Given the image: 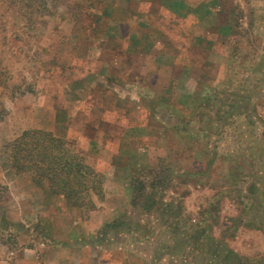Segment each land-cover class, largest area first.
<instances>
[{
  "label": "rangeland",
  "instance_id": "obj_1",
  "mask_svg": "<svg viewBox=\"0 0 264 264\" xmlns=\"http://www.w3.org/2000/svg\"><path fill=\"white\" fill-rule=\"evenodd\" d=\"M163 3L0 0L3 264L22 232L49 248L72 230L113 264L117 244L127 264H264V0H186V18ZM33 131L91 166L94 189L57 185V201L30 207L10 183L43 190L15 167L30 166L18 142ZM116 219L125 232L104 241Z\"/></svg>",
  "mask_w": 264,
  "mask_h": 264
},
{
  "label": "crops",
  "instance_id": "obj_2",
  "mask_svg": "<svg viewBox=\"0 0 264 264\" xmlns=\"http://www.w3.org/2000/svg\"><path fill=\"white\" fill-rule=\"evenodd\" d=\"M185 4H186V0H182V3H177V0H166V3H163L161 6H164L168 11L179 16L180 18H186V17H189L191 15V9L189 7L186 8ZM147 36L149 38L150 34H148ZM151 38H152V36H151ZM151 38H149V39H151ZM138 40L143 41L141 39H138ZM159 41L160 40H158V42ZM200 42L201 43L203 42V44L206 47V44L208 41L206 39H201ZM159 43L162 44V42H159ZM204 45H201V46H204ZM137 48L139 49V46H137ZM147 48H149V45L146 47H142L141 49L142 50L144 49L143 51H145ZM155 49H158V48L152 47L150 54H152V51ZM90 52H93V50H90L89 54H90ZM89 57H90V55H89ZM91 58H93V57H91ZM112 74H113L112 71L108 70L107 72L102 73V76L104 79L107 80L108 78H110V75H112ZM154 82H155V80H154ZM154 90L155 89H152V91H154ZM156 94H159V93H156ZM195 94H197V93H195ZM141 130L144 131L143 128ZM109 166H110V164H109ZM123 168H125V170H128L129 172L132 171L131 169H128V165L124 166ZM132 173H133V171L131 172V174ZM27 177H28V175H25L24 177L19 179V180H25L27 183H25V184L10 183V186L14 190H15V188H23L22 191L24 193H28V197L31 198V200L29 201L30 207L46 209V207L43 206L44 203L46 205L47 202L53 203L54 200L55 201L58 200L57 195L47 197L45 195V192H47V191H45L44 188H42L43 190L38 189L35 186L32 178L30 177L29 179H25ZM127 191L129 193V190H127ZM53 197H54V200H52ZM59 198H62V197H59ZM107 201H108V199H107ZM132 202H134L133 208H137V207L143 208V206L140 205L139 203H137L136 201H132ZM34 203L36 206L34 205ZM41 203H42V206H41ZM108 205H109L108 202H103V206L105 208H107ZM157 205H158L157 202H154L152 200H149L145 203V206L147 208H149V211L154 210V208L157 207ZM117 217H119V214H117V215L114 214L113 217H111L109 219H113V218H117ZM106 220H108V219H106ZM159 220L161 221V219H159ZM117 221L118 222L114 225H113V221H110V222L107 221V223H105L104 226H107L106 229H108V227H110L111 230L103 233V237L105 238L104 241L108 240V238H110V239L114 238L113 237L114 235L115 236L121 235V234H123V232H125V230L123 231L122 227H120L121 225H119V224H122L123 222L121 220H117ZM79 222H80V220L74 221V224H78ZM143 224H141V225H143ZM10 226H12V225H10ZM49 228H50V230L53 229V227H49ZM152 230H154V229H152ZM77 231L78 230H75V231L72 230V232H71L72 238H70V241L67 242V244H66V242L64 243L65 240H63L62 238L60 239L59 237H54L53 239H50L49 248H46L47 247L46 243H44L42 240L41 241L37 240L36 235L29 237V235L26 236L23 232L22 233L19 232L21 236L18 237V243L20 245H23L24 247L21 250H18L16 248H10V247L5 246L7 249L5 254L9 256L8 260L12 261V262H6V264H113L114 263L110 259H106V258L101 257V256L98 257L94 253L95 250L90 248V245L88 244L90 242H93L94 239L93 238L89 239V238H84V237L80 238V236H82V234L79 235V233ZM156 233H158V234H156L154 237L153 236L147 237V238H151L148 240H153V238L156 239L157 237L160 236L159 232H156ZM63 234H64V232L58 233V235L60 237H62ZM80 240H81V244H80ZM148 240H144V241H148ZM98 242H102V240L101 241L98 240ZM95 245H97V244L94 241L92 243L91 247H93V246L95 247ZM2 246H3V244H2ZM113 251L114 252L118 251L120 254H124L125 256H123L124 261L122 264H127L126 258H128L130 256V254L127 252V249H123L120 245L117 244L116 248L115 247L113 248ZM140 256H143L142 258L144 259L148 255L145 256V254H141ZM117 260H120V259H117ZM165 260L166 259H162V261H161L162 263L161 262H159V263L157 262V263L163 264ZM3 263H4L3 261H0V264H3ZM148 264H153V260H149Z\"/></svg>",
  "mask_w": 264,
  "mask_h": 264
},
{
  "label": "trees",
  "instance_id": "obj_3",
  "mask_svg": "<svg viewBox=\"0 0 264 264\" xmlns=\"http://www.w3.org/2000/svg\"><path fill=\"white\" fill-rule=\"evenodd\" d=\"M18 143L21 144L23 153L21 160L24 159L31 163L26 168H22L21 165L15 163L16 169L20 171L28 170L34 174L36 184L43 187L47 191L46 193L57 194L55 187L57 185L63 190L62 194L64 195L78 193L76 191L77 184L80 187L84 184L85 187L82 186L83 188H91L89 181L87 184L82 182L89 176H95L96 173L91 166L89 167L82 160L78 161L80 158L76 157L77 160L72 158L69 153L71 149L62 140L44 131H33L26 132ZM46 182L51 183V185L47 187ZM100 183L101 181H98V184ZM93 189L94 187L88 190ZM103 194L102 188L97 193L101 200L104 198Z\"/></svg>",
  "mask_w": 264,
  "mask_h": 264
}]
</instances>
